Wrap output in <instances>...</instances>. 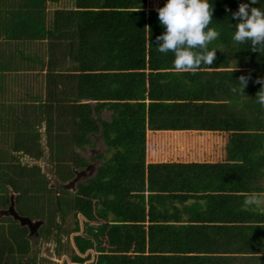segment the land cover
I'll return each instance as SVG.
<instances>
[{
    "label": "trees",
    "instance_id": "trees-1",
    "mask_svg": "<svg viewBox=\"0 0 264 264\" xmlns=\"http://www.w3.org/2000/svg\"><path fill=\"white\" fill-rule=\"evenodd\" d=\"M165 2L72 0L47 10L45 0H0V91L10 71L44 67L45 103L21 104L16 120L42 116L45 146L70 150L75 168L86 160L56 143L67 129L72 146L98 133L110 152L71 195V264H264V209L244 205L252 192L264 196V52L232 40V13L248 0H209L220 32L209 49L223 52L195 74L177 73L174 54L157 51ZM241 75L244 94L232 91ZM11 114L12 103H0L1 122ZM27 128L6 133L21 143ZM30 137L19 146L26 153Z\"/></svg>",
    "mask_w": 264,
    "mask_h": 264
},
{
    "label": "rangeland",
    "instance_id": "rangeland-1",
    "mask_svg": "<svg viewBox=\"0 0 264 264\" xmlns=\"http://www.w3.org/2000/svg\"><path fill=\"white\" fill-rule=\"evenodd\" d=\"M72 6V0H45V8L47 10L56 8V7H71ZM46 54L44 55L43 59H45ZM20 76H17V75ZM44 67L36 72H15L12 75H10V88L12 89L13 97L11 100L13 101L12 103V112H17L20 111V105H16L18 101H26L27 103L31 102V99L29 97L30 94L34 93L36 90L37 84H40L39 87H43L44 84ZM2 81V80H1ZM40 99V98H39ZM38 99V100H39ZM10 100V102H12ZM42 100L40 99V102ZM63 104H66L64 101H62ZM45 103V102H44ZM10 111V110H9ZM4 112V111H3ZM5 113V112H4ZM19 114V113H17ZM109 115V111L106 109H103L100 112V116L102 119L107 120ZM61 118V117H60ZM59 118V120H60ZM21 119V117H20ZM22 124H28V123H22L18 120L16 121H8L7 120V125L6 122L4 121L1 122L0 120V138L6 140V136L10 138V135L6 133V130L3 129V127H7L9 130H15L17 129L20 131L21 125ZM58 124V125H57ZM55 124L56 126H59L60 124L57 123ZM72 126V125H71ZM55 127V126H53ZM42 129V130H41ZM44 124L38 130V133L32 132L33 129H27L24 134L27 135V137L31 136V142H30V153L28 154H35L36 156H39L40 153H42V147L43 145V150L45 152L44 157L40 156L38 158H35L33 161H29V164H35V166H29L27 165L26 162L23 160L24 166L20 165L19 163L22 161L20 158L21 156L17 155L12 158V156H9L6 152L2 150V153L0 152V157H6L7 159L11 158L15 166H12L16 171H19L17 173H13V169L10 167L9 163L7 166V169L5 170L4 166H0V209H3L4 206L6 205V201L9 200V195L10 193L15 196V192L17 196L12 199L13 201V206L15 211L22 216H26L29 219H39L44 221V223L40 226L39 232L42 230H47L50 229V232L48 231L47 235L40 234V239H37L33 235H29L30 239L34 241L35 243V250L38 254H33L35 257V262H39L41 264H59L60 263V254H67L68 258L71 257V247H70V234L71 231V224L73 222V212L69 208V201L71 198V195H73V192L71 191V194L68 193L65 190V186H63L62 189H58L55 191L54 189L50 188L51 186V179L47 178L44 176V173H51L54 176H57L59 181H64L68 179L69 177L71 178V173H72V163H71V158H68V155L64 153H69L70 150L64 151L63 149H59L57 153L52 152V147L45 146L42 141H45L44 134L46 135L47 129L44 132ZM73 129V128H72ZM71 131L73 132V130ZM66 130V129H65ZM31 131V132H30ZM65 131H62V134ZM32 133V134H30ZM67 137H64L63 135L61 136V141L58 139L56 140V143L62 144L64 146V141L66 142V148L73 149L75 154L78 156L82 157L85 160H91L94 159L95 161V167L93 170L96 169L97 166L106 163V158L109 156L110 152L107 150L106 145L103 143L101 140L100 136L98 133H93L91 135V139L87 144H83L79 147L72 146L71 145V132L70 130H66ZM96 134V135H95ZM25 137L21 139V143L23 145H26L29 143L27 140L28 138ZM73 137V136H72ZM49 138H47L48 141ZM15 139H11L10 141L7 140L6 142L10 144V142L16 144L17 146H20V142H15ZM53 141V140H52ZM5 142V141H4ZM73 142V140H72ZM37 143V144H35ZM51 143L54 142H49ZM29 145V144H28ZM40 146L41 151H37L36 147ZM1 146V145H0ZM65 147V146H64ZM64 152V153H63ZM27 154V155H28ZM71 157V154H69ZM30 156V155H28ZM2 159L0 158V161ZM27 161V160H26ZM9 162V160H7ZM51 170V172H48ZM94 172H92L91 176L93 175ZM14 175V176H13ZM51 178V175H48ZM7 177V178H6ZM5 178V179H4ZM8 180V181H7ZM87 179H84L83 182H85ZM40 182L45 183V186L43 189L39 190L40 187ZM9 183V184H8ZM264 183V181H263ZM13 189L11 191L10 189ZM32 191V194L29 195V191ZM27 192V193H25ZM34 192V193H33ZM56 193V194H55ZM66 193V194H65ZM55 194V195H54ZM33 195V196H32ZM67 195V197H66ZM259 209H264V207H258ZM59 209L63 211L62 216L58 220V225L56 227V224L53 222H56L57 216L59 213ZM51 227V228H50ZM55 228L58 232L55 234ZM26 227H20V225L13 219L11 216H4L0 212V237L5 235L4 241V247L3 252L6 254H3L1 256V260L3 263L6 264H19L18 259H19V253L25 252L29 249V240L27 238V232ZM2 235V236H1ZM36 238V239H35ZM49 239H55L56 247H58V251L56 254L53 252V244H49ZM61 239V241H59ZM45 243V245L48 247V252L50 249H52V255L55 256L53 257L52 260L49 261V259L46 256H43L41 253L48 254L45 250L46 248H41V244ZM44 245V246H45ZM21 247V249H16V247ZM53 246V247H52ZM54 247V249L56 248ZM11 248V250H9ZM16 249V250H15ZM40 251V252H39ZM28 252V251H27ZM50 258H51V253L49 252ZM24 255H22L23 257ZM7 257V259H6ZM39 257V258H37ZM63 259V257H62ZM45 260V261H43ZM250 262V261H249ZM236 263V262H233ZM237 264H248L247 261L244 263L237 262Z\"/></svg>",
    "mask_w": 264,
    "mask_h": 264
},
{
    "label": "clouds",
    "instance_id": "clouds-1",
    "mask_svg": "<svg viewBox=\"0 0 264 264\" xmlns=\"http://www.w3.org/2000/svg\"><path fill=\"white\" fill-rule=\"evenodd\" d=\"M258 3L259 0L240 3L238 10L232 13V18L236 21L232 40L236 44L250 43L251 51L262 53L264 52V9L252 6ZM156 11L159 23L164 27V32L156 37L157 51L174 54L173 66L177 73L195 74L202 65L214 63L217 50L223 52L222 48L209 49V45L220 36L216 28L210 27L213 21V4L209 0H166ZM236 70V66L231 69L232 72ZM238 81L239 87H233L232 91L244 94L248 77L241 75ZM257 82L261 84L260 91L256 93L257 102L264 107V79H259ZM42 143L45 145L44 140ZM27 154L23 150L21 154L17 153L22 159L20 163L25 160L24 162H28L27 165L30 166L29 161L35 158L31 159L28 156L30 154ZM244 205L264 207V196L252 192L246 196Z\"/></svg>",
    "mask_w": 264,
    "mask_h": 264
},
{
    "label": "flooded vegetation",
    "instance_id": "flooded-vegetation-1",
    "mask_svg": "<svg viewBox=\"0 0 264 264\" xmlns=\"http://www.w3.org/2000/svg\"><path fill=\"white\" fill-rule=\"evenodd\" d=\"M96 135V134H95ZM39 156H40V158L42 157V153H40L39 154ZM39 156H36L35 154H30V157H32V158H38ZM85 160V159H84ZM95 165V161H94V159H91V160H86V162H85V164L82 166V167H77V168H75L74 166H72V168L75 170V171H77V172H79V171H81V170H83V174H79V175H77V177H76V179L74 180V181H72L73 180V176H74V174H73V172L71 173V178L69 177L68 179H66V180H62V181H59L58 180V178H57V176H54L53 174H51V173H43L42 172V174H45L44 176H46L47 178H49V179H51L50 181H51V186H50V188H52V189H54L55 191H57L58 189H62L63 188V186H65V190L68 192V193H70L71 194V191L72 192H74L75 190H76V186H77V184L78 183H81V182H83V180L84 179H88V178H90L91 177V174H92V172H95V170H93L94 169V166ZM91 166H93L92 168H91ZM48 172H51V170L49 171V169H48ZM51 175V178L48 176V175ZM71 181H72V183H71ZM56 194V193H55ZM54 194V195H55ZM66 194V193H65ZM10 195L12 196V199L15 197V196H13L11 193H10ZM66 197H67V195H66ZM70 200H71V198H70ZM69 205H70V203H69ZM8 206H9V200L8 201H6V205L4 206V208L3 209H0V212L4 215V216H11V215H9V212L7 213V214H5L4 212H6V210H7V208H8ZM12 207H13V210L15 211V209H14V206H13V201H12ZM70 207V206H69ZM68 209H70V208H68ZM15 213L17 214V215H19L16 211H15ZM62 213H63V211H61V209H59V213H58V216H57V220H56V222H55V224H56V227L57 226H59L58 225V220H59V218L62 216ZM24 217H26V216H24ZM11 218H13L12 216H11ZM27 218V217H26ZM14 219V218H13ZM15 220V219H14ZM30 220V223H28V225L26 226V225H20L18 222H17V220H15L19 225H20V227H26V231H28L27 233V238H28V240H29V243H28V245H29V249L25 252V253H23L22 255H24L23 257H22V255L21 256H19V259H18V261H16V262H18L19 264H41V263H37V262H35V257L33 256V254H35V252H34V250L36 249L35 248V243H34V241L33 240H31L30 239V236L31 235H33V236H35L37 239H40V235L38 234V229L40 228V226L44 223V221H43V219L42 220H39V219H34V220H32V219H29ZM51 228V227H50ZM49 232H50V229H49ZM56 233H59L58 232V228H57V230H56V228H55V234ZM30 235V236H29ZM56 235H58V234H56ZM69 236H70V247H71V231H70V234H68ZM35 238V239H36ZM59 241H61V239H59ZM47 243H49V244H53V246L54 247H56V241H55V239H49V242H47ZM42 246H41V248H46V252L48 253V254H44V253H41L40 251V254H42L43 256H46L48 259H49V261L50 260H52L53 259V257H55V256H53L52 255V249H50V253H51V258H50V255H49V252H48V247L45 245V243H42L41 244ZM45 245V246H44ZM52 246V247H53ZM54 247H53V252L56 254V252L58 251V247H60V246H58V247H56L55 249H54ZM36 254H38L37 252H36ZM39 255V254H38ZM60 257H61V259H60V263L59 264H62L64 261H65V263L66 264H71V262L70 261H68V256H67V254H60ZM62 257H63V259H62ZM37 258H39V257H37ZM43 261H45V260H43ZM2 262L3 261H0V264H2ZM3 264H6V263H3ZM48 264V263H47Z\"/></svg>",
    "mask_w": 264,
    "mask_h": 264
},
{
    "label": "crops",
    "instance_id": "crops-1",
    "mask_svg": "<svg viewBox=\"0 0 264 264\" xmlns=\"http://www.w3.org/2000/svg\"><path fill=\"white\" fill-rule=\"evenodd\" d=\"M15 72L21 73V72H25V71H20V70L14 71V70H12V71H10V75H12ZM17 76H20V75L18 74ZM10 82H11L10 77L8 79L4 78V81H1V83H2L1 87L3 88L0 91V103H1V105L13 103V101L11 100V98L13 97V93H12V89L10 88ZM39 86H40V84H37L35 92H38V94H39L38 97L42 100L41 102H40V99L38 98L39 100L38 99H32L31 102H29V103H27L26 101H18V103L16 105H19L20 103L21 104H37V103L43 104L45 102V99H46L45 87H44V84H43V87L42 86L39 87ZM10 100L12 102H10ZM17 113H19V114H17ZM20 116H21V113L19 111L11 114V117H13V121L14 120L16 121V119L20 118ZM32 116H33V113L31 114V117H26V118L24 117L23 123H28V124H24L25 126L28 127L27 129H29V130L33 129L35 131H38V130H40V128L44 124V120L42 119V116L38 118V115L36 113L34 114L33 117ZM26 119H27V121H26ZM6 125H7V123H6ZM3 129H5L6 131L8 130L6 126L3 127ZM7 134H9V133H7ZM9 135H10V138L8 136H6V140H4V141H7V140L10 141L11 139H15L11 133ZM16 139H18V138H16ZM19 139H21V138H19ZM4 141L2 138H0V145H1L0 148L1 149H4V151L9 153L12 157L17 156V153H19V152L21 154V152L23 150L21 147L18 146L14 150H11L10 148H6L7 142L4 143ZM24 153H26V152L24 151ZM29 158L32 159V157H29ZM9 161L12 162V159L11 160L9 159Z\"/></svg>",
    "mask_w": 264,
    "mask_h": 264
},
{
    "label": "water",
    "instance_id": "water-1",
    "mask_svg": "<svg viewBox=\"0 0 264 264\" xmlns=\"http://www.w3.org/2000/svg\"><path fill=\"white\" fill-rule=\"evenodd\" d=\"M43 147V146H42ZM44 155H45V152H44V150H43V152H42V156L44 157ZM33 161V160H32ZM34 162V161H33ZM93 166H91V168H92ZM73 171V174H74V176H73V180L72 181H74L75 179H76V177H77V175H79V174H83V170H81V171H79V172H77V171H75V170H72ZM72 181H71V183H72ZM9 212V215H11L15 220H17L18 221V223L20 224V225H28V223H30V220L28 219V218H26V217H23V216H19V215H17L16 213H15V211L13 210V207H12V196L11 195H9V206H8V208H7V210H6V212H4L5 214H7Z\"/></svg>",
    "mask_w": 264,
    "mask_h": 264
}]
</instances>
